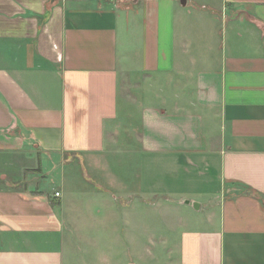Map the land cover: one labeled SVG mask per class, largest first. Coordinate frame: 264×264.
Masks as SVG:
<instances>
[{
    "label": "crops",
    "instance_id": "0c3cea01",
    "mask_svg": "<svg viewBox=\"0 0 264 264\" xmlns=\"http://www.w3.org/2000/svg\"><path fill=\"white\" fill-rule=\"evenodd\" d=\"M130 137L133 187L110 162ZM1 166L0 264L99 245L91 199L63 194L86 167L116 237L157 204L180 225L166 264H264V0H0Z\"/></svg>",
    "mask_w": 264,
    "mask_h": 264
},
{
    "label": "rangeland",
    "instance_id": "374dc122",
    "mask_svg": "<svg viewBox=\"0 0 264 264\" xmlns=\"http://www.w3.org/2000/svg\"><path fill=\"white\" fill-rule=\"evenodd\" d=\"M162 87L167 90L171 86L167 84ZM140 100L137 98V102L135 104L132 103L133 124L140 122ZM119 111L122 115L126 111V102L123 96L119 99ZM121 131V134L126 135L128 133V130L122 129ZM118 143L115 142V145ZM120 144L121 150L115 152L114 158H110V162L114 160L115 170L120 182L122 181V183L133 187L137 184L140 145L135 137H130L129 141L121 139ZM1 168L5 167H0V170H4ZM60 171L61 168L59 167L55 177L52 174H48L40 178L41 187L47 190L52 187L61 186ZM86 175L85 180L75 185V188H78L75 193L73 191L76 189L69 187L63 189V194L66 197L69 193L70 198L78 201L85 200L86 198L91 199L90 220L94 221V227L88 229V231L94 234L97 238L96 240L99 241V245L94 248L90 245L91 248L87 250L86 246L88 242H83V239L79 235L80 231H78L74 243L76 251L72 253L73 249L64 248L63 264H83V262L87 264H166L168 248L174 249L178 241L177 234L180 225L177 224L176 211L167 207H160L154 202L155 205L145 208L146 212L139 216L142 218L143 223L147 224L146 230L141 228L140 222L137 223V228L134 230L131 229L134 227H129V224L127 225L125 222V226L121 225V231H119L116 237V232H112V229L104 218L105 212L101 208V199L110 195V193L104 190L107 188V184L98 179L97 174L93 173L91 167H86ZM103 193L105 194L102 195ZM98 198L100 199L98 200ZM130 198L137 200L134 196H130ZM153 201L157 200L153 199ZM120 207L122 209L125 208L123 205H120ZM129 213L131 214V218H133L134 214L131 211ZM117 214H119L120 219L123 221L126 212H121V214L118 212ZM181 214L186 215V212ZM96 220L99 221V226H96ZM117 223H119V220L117 222L114 221V225ZM133 234L138 238H134ZM147 249L151 253H148ZM90 251L94 252L89 253Z\"/></svg>",
    "mask_w": 264,
    "mask_h": 264
},
{
    "label": "built area",
    "instance_id": "2783aa9c",
    "mask_svg": "<svg viewBox=\"0 0 264 264\" xmlns=\"http://www.w3.org/2000/svg\"><path fill=\"white\" fill-rule=\"evenodd\" d=\"M55 195H58V192H56Z\"/></svg>",
    "mask_w": 264,
    "mask_h": 264
}]
</instances>
